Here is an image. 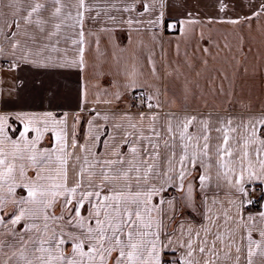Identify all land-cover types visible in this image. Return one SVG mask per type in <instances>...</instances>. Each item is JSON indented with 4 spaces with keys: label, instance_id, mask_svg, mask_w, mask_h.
Returning a JSON list of instances; mask_svg holds the SVG:
<instances>
[{
    "label": "snow or ice",
    "instance_id": "obj_1",
    "mask_svg": "<svg viewBox=\"0 0 264 264\" xmlns=\"http://www.w3.org/2000/svg\"><path fill=\"white\" fill-rule=\"evenodd\" d=\"M211 6L205 20L200 0H0V57L27 73L0 86V264H264V212L244 214L264 184V109L192 108L187 52V73L166 61L161 74L153 55L113 52L106 69L101 50L117 30L152 52L157 29L264 18V0Z\"/></svg>",
    "mask_w": 264,
    "mask_h": 264
},
{
    "label": "crops",
    "instance_id": "obj_2",
    "mask_svg": "<svg viewBox=\"0 0 264 264\" xmlns=\"http://www.w3.org/2000/svg\"><path fill=\"white\" fill-rule=\"evenodd\" d=\"M200 2V14L203 19L207 20L208 17L216 15L215 9L211 6L213 0H200ZM241 14L250 13L245 10ZM229 15L235 16V13H229ZM261 26H264V18L260 20L253 18L251 28L246 25L205 24L203 28H197L194 35L187 38H182L179 32L170 35L166 29H157L161 39L154 42L155 48L152 52L149 48L152 47L153 42L149 37L138 36L133 32L132 39L129 41L128 31L117 30L111 43L108 39L102 38L101 50L108 51L106 69L115 64L113 52L121 58V62L135 55L141 63H146L144 58L153 55L161 74L165 70L166 61L181 64V70L187 73L188 69L184 67V54L187 52L189 62L195 65L196 71L200 72L199 77L195 76V73L191 75V79L199 82L196 97L189 101L192 108L204 114L212 113L213 116L258 115L264 109V33L258 30ZM201 31L204 33L202 40L200 39ZM141 40L147 47L141 46ZM177 44H179V55L176 51ZM225 44L228 47H225ZM0 45L7 50L2 36H0ZM203 47H209L211 55L197 50ZM215 54L218 55L217 66L212 64L210 57ZM200 58L207 59L208 64L205 66ZM7 65L8 57H0V78L3 80L0 86L5 89L10 86L16 76L24 78L27 75L26 70L21 69L9 72ZM213 71H217V78ZM58 79L69 88H75V76L69 79L58 77ZM100 83L102 86H107V80H102ZM214 86L218 88V95L212 93ZM200 93H203L202 97ZM248 187L250 189L248 199H257L258 206L254 210H248L246 204L244 214L258 217V213L264 212V195H262L264 184L256 181Z\"/></svg>",
    "mask_w": 264,
    "mask_h": 264
},
{
    "label": "rangeland",
    "instance_id": "obj_3",
    "mask_svg": "<svg viewBox=\"0 0 264 264\" xmlns=\"http://www.w3.org/2000/svg\"><path fill=\"white\" fill-rule=\"evenodd\" d=\"M167 31H168V33H170V35H172V34H176L177 32H174V31H172V30H170V29H166ZM169 35V34H168ZM211 57V61H212V64L213 65H218V55L217 54H215V55H212V56H210ZM213 73H215L216 74V77L215 78H217V71L216 72H214L213 71ZM212 93H214V94H217L218 95V88L216 87V86H214L213 88H212Z\"/></svg>",
    "mask_w": 264,
    "mask_h": 264
},
{
    "label": "built area",
    "instance_id": "obj_4",
    "mask_svg": "<svg viewBox=\"0 0 264 264\" xmlns=\"http://www.w3.org/2000/svg\"><path fill=\"white\" fill-rule=\"evenodd\" d=\"M257 199H254V200H252V203L251 204H247L246 205V209H248V210H254V209H256L257 208Z\"/></svg>",
    "mask_w": 264,
    "mask_h": 264
}]
</instances>
